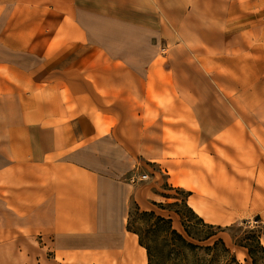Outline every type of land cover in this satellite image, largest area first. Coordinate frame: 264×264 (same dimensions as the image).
Here are the masks:
<instances>
[{
    "label": "crops",
    "instance_id": "obj_1",
    "mask_svg": "<svg viewBox=\"0 0 264 264\" xmlns=\"http://www.w3.org/2000/svg\"><path fill=\"white\" fill-rule=\"evenodd\" d=\"M64 1L65 15L79 16L72 29L77 38L62 40L69 47L118 21L135 26L132 31L160 33L177 23L167 14L201 15L207 29L216 23L226 31L245 25L230 16L264 13V0H220V6L213 0H113L109 14L104 0ZM122 5L126 17L118 15ZM12 72L13 87L0 89V264H26L25 253L28 264H149L128 221L132 202L157 212L153 167L188 192L190 208L209 224L253 217L264 223V150L257 146L264 133L241 131L233 148L227 137L237 127L232 123H117L103 112L107 92L95 77L68 67L52 71L45 88L31 79L29 88H20ZM142 173L152 181H129ZM261 241L264 246V233ZM240 253L249 256L245 248Z\"/></svg>",
    "mask_w": 264,
    "mask_h": 264
},
{
    "label": "rangeland",
    "instance_id": "obj_2",
    "mask_svg": "<svg viewBox=\"0 0 264 264\" xmlns=\"http://www.w3.org/2000/svg\"><path fill=\"white\" fill-rule=\"evenodd\" d=\"M64 2L0 0V73H5L0 89L13 87V70L18 72L17 87L29 88L31 79L33 86L40 89L52 79V71L71 67L91 79L97 78L102 91L107 92L103 112L111 115L113 121L117 119V123H232L237 127H231L227 137L233 148L238 147L241 131L251 137L263 135L264 127L246 124L238 128V125L264 123V13L230 16L235 21H245L241 22L245 25L226 31L216 23L207 29L201 15L167 14V21L174 18L177 23L167 24L160 33L132 31L135 26L118 21L111 27L86 32L84 41L69 47L62 40L72 35L71 38H77V32L72 29L76 28L79 16L65 15L68 10ZM103 2L109 7L103 12H112L110 5L114 1ZM213 2L215 6L222 3ZM122 7L118 15L128 16V10ZM110 90L118 94L109 95ZM257 146L264 150V144ZM134 163L136 167L137 161ZM158 169L153 167L155 172ZM155 172L154 189L160 201L155 209L158 215L172 219L174 229L203 248L222 238L241 264H252L249 256L240 253V248H244L240 244L248 237L258 264H264V255L255 238L259 231L264 233V223L259 217L229 226L209 224L190 208L186 190L174 187L167 174ZM150 181L151 175L144 182ZM141 211L145 210H138L136 203H131L130 228L140 232L149 244L153 243L155 254L167 255L162 236L151 229L153 221ZM210 233L215 236L207 240ZM188 257L190 261L199 259L207 264H230L229 256L221 249L210 253L197 249L189 251ZM23 261L29 263L26 253ZM159 261L163 262L158 259L157 264Z\"/></svg>",
    "mask_w": 264,
    "mask_h": 264
},
{
    "label": "trees",
    "instance_id": "obj_3",
    "mask_svg": "<svg viewBox=\"0 0 264 264\" xmlns=\"http://www.w3.org/2000/svg\"><path fill=\"white\" fill-rule=\"evenodd\" d=\"M157 205V204H156ZM136 209L140 210L139 205L136 203ZM142 214L150 219V221H153V225L151 226V229L157 230L159 234L162 236V244H163V251L167 252V255H157L155 254V249H153V246L147 242V240L144 239L142 234L138 231H135L130 228V218H131V212L130 217L128 221V229L130 231L135 232L139 236V240L142 246H144L147 249L148 256H149V264H157V260L161 259L162 261H159V264H207L203 261H199V259H195V261H190L188 257V252L195 251L197 249L205 250L207 253L217 251L221 249L225 254L229 256V263L230 264H241L236 256L231 255V249L227 246L226 242L222 238H218L213 245H208L203 248L201 245H197L193 242H190L185 235L180 233L178 230L174 229L172 227V219L171 218H165L162 215H158L156 211L150 210V211H141ZM176 212V211H175ZM210 228H213L214 226H209ZM185 232L190 236V231L188 228L185 227ZM158 234V235H159ZM262 234L260 231L255 236L256 242L258 244L259 249L264 255V246L261 241ZM158 235L156 237H158ZM215 236L213 233H210L207 240ZM246 242L244 244H240L242 247L247 249L248 255L252 260V264H258V260L256 258L255 252L252 250L251 245L248 243V237L245 239ZM197 257V253L194 254ZM217 264V263H216Z\"/></svg>",
    "mask_w": 264,
    "mask_h": 264
},
{
    "label": "built area",
    "instance_id": "obj_4",
    "mask_svg": "<svg viewBox=\"0 0 264 264\" xmlns=\"http://www.w3.org/2000/svg\"><path fill=\"white\" fill-rule=\"evenodd\" d=\"M149 175L146 174V173H142V174H139V175H134L130 178V181L132 183H136V182H144V181H147L149 179Z\"/></svg>",
    "mask_w": 264,
    "mask_h": 264
},
{
    "label": "bare ground",
    "instance_id": "obj_5",
    "mask_svg": "<svg viewBox=\"0 0 264 264\" xmlns=\"http://www.w3.org/2000/svg\"><path fill=\"white\" fill-rule=\"evenodd\" d=\"M175 183H179L180 185H184L187 186V184L185 182H183L182 180H174Z\"/></svg>",
    "mask_w": 264,
    "mask_h": 264
}]
</instances>
